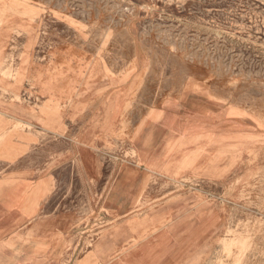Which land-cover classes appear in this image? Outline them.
<instances>
[{
  "label": "rangeland",
  "instance_id": "1",
  "mask_svg": "<svg viewBox=\"0 0 264 264\" xmlns=\"http://www.w3.org/2000/svg\"><path fill=\"white\" fill-rule=\"evenodd\" d=\"M0 87V264L182 219L264 264V0H0Z\"/></svg>",
  "mask_w": 264,
  "mask_h": 264
},
{
  "label": "crops",
  "instance_id": "2",
  "mask_svg": "<svg viewBox=\"0 0 264 264\" xmlns=\"http://www.w3.org/2000/svg\"><path fill=\"white\" fill-rule=\"evenodd\" d=\"M123 209L128 212L131 208L124 207ZM163 219V215L152 217L156 225ZM173 223L175 225L170 227L171 230L149 232L136 245L130 244L131 241L140 238L136 233L126 232L123 237L124 235L118 232L107 231L96 240L95 248L80 257L78 264H83L82 261L87 256H91L90 264H182L184 255L189 254L193 249L188 244L192 242L191 235L181 232L184 231L183 226H188L189 221L175 220ZM128 224L130 221H127ZM198 235L199 238H197L201 240L202 237H209L212 233H199ZM43 255L44 264H63L62 251L51 248Z\"/></svg>",
  "mask_w": 264,
  "mask_h": 264
},
{
  "label": "bare ground",
  "instance_id": "3",
  "mask_svg": "<svg viewBox=\"0 0 264 264\" xmlns=\"http://www.w3.org/2000/svg\"><path fill=\"white\" fill-rule=\"evenodd\" d=\"M10 72V71H9ZM9 72H7V73H9ZM1 88V87H0ZM12 93V92H11ZM18 100V99H17ZM6 116V112H3V111H0V120L1 119H3V117H5ZM138 193H137V191H136V189L135 188H132L131 190H129L128 191V193H127V196H126V201H124V203L122 204V206H123V208L124 207H126V209H130L128 212H127V214L125 215L126 217H127V219H129V221H131L130 220V218L132 217V216H135L136 217V215L138 214L137 213V205H136V203L138 202V195H137ZM143 209V208H142ZM186 213H183V214H181V215H185ZM193 215H196V214H193ZM193 215H191V216H193ZM149 216H150V214H147L146 215V217H148L149 218ZM190 217V216H189ZM138 217H136V218H134V220L136 221V219H137ZM187 219V218H186ZM182 220H184V221H189V219H187V220H185V219H182ZM135 221H133L134 223H135ZM144 221V220H143ZM145 224V223H144ZM220 224H222V223H220ZM224 224V223H223ZM156 225V224H155ZM143 226V225H142ZM217 226V225H216ZM158 226L156 225V226H154V228L156 229ZM184 228V230H186V228L188 227V226H183ZM219 227H221V225L219 226L218 225V227H215L212 231H211V228H209V227H207L206 229H204V230H202V231H200V233H213L214 231H216ZM170 228V227H169ZM132 229V231H136V232H138V233H140L141 234V237L144 235V233H148V229L147 228H145V229H142L141 227H138V226H136L135 224H134V227H132L131 228ZM171 229V228H170ZM157 231V230H156ZM127 232H128V230H127ZM97 247H98V245H97ZM205 252V251H204ZM7 260V259H6ZM221 263V262H220Z\"/></svg>",
  "mask_w": 264,
  "mask_h": 264
}]
</instances>
